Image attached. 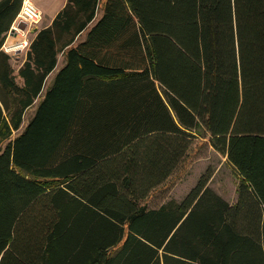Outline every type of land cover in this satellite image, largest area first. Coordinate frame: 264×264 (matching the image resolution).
<instances>
[{
  "label": "trees",
  "instance_id": "16d2710c",
  "mask_svg": "<svg viewBox=\"0 0 264 264\" xmlns=\"http://www.w3.org/2000/svg\"><path fill=\"white\" fill-rule=\"evenodd\" d=\"M22 1H0V264H264V0H68L18 85L3 46ZM198 139L239 175L236 203L202 176L150 208Z\"/></svg>",
  "mask_w": 264,
  "mask_h": 264
},
{
  "label": "rangeland",
  "instance_id": "374dc122",
  "mask_svg": "<svg viewBox=\"0 0 264 264\" xmlns=\"http://www.w3.org/2000/svg\"><path fill=\"white\" fill-rule=\"evenodd\" d=\"M100 11L101 8L99 9L98 16ZM42 19L37 25H35V27H30L29 24H22L21 32L14 30L15 33L21 35L23 42L26 41V47H29L31 42L32 29H36V27H42ZM98 19L99 18H97V20ZM14 27H17V25H14ZM3 49L5 48L3 47ZM19 62L11 60V65L13 68H17L19 66ZM15 75L17 84H21V81L17 77L16 73ZM43 97L44 92L35 101L33 106L24 113L21 127L18 131L13 133L9 140L5 141L1 145V150H3L10 141L14 140L15 137L23 132L29 121L34 116L38 104L43 99ZM202 176L209 177L208 187L211 188L217 195L222 197L230 205H234L236 203L240 177L232 165L227 161V159L214 151L204 139H198L193 142L184 162L178 167V169L171 175V177L163 186L157 188L149 196L145 203L150 208H157L170 200L180 202L185 198L190 190L195 187Z\"/></svg>",
  "mask_w": 264,
  "mask_h": 264
},
{
  "label": "crops",
  "instance_id": "0c3cea01",
  "mask_svg": "<svg viewBox=\"0 0 264 264\" xmlns=\"http://www.w3.org/2000/svg\"><path fill=\"white\" fill-rule=\"evenodd\" d=\"M2 1V0H0ZM39 9V11L42 13L43 15V19H42V27L41 28H37L34 30V28L31 31V41L34 39V37L36 36V34L44 28H48L52 25V22L54 21V19L56 18V16L58 15V13L67 5V1L68 0H31ZM99 12V10H98ZM98 12L96 15V20L97 18L100 19V17L102 16V10L99 13L98 16ZM35 27V26H32ZM11 32V31H10ZM7 36L6 42H5V47H12V51L7 52L10 56H12L11 60L12 61H17L19 62V66L17 68H13L15 73H18V70L20 69V67L23 65L24 61L26 60V53L28 51V47H22V48H17V46L19 44L23 43V38L21 37L20 34L15 33L14 31L10 33ZM15 36V37H14ZM86 37V33H83L75 42H82ZM12 39V40H11ZM11 40V41H10ZM8 44H10V46H8ZM66 65V59L64 56V52H60L57 56V64L55 69L47 76L45 82H44V86H43V90L41 92V94L45 92L51 87L56 75L58 74V72L60 70H62ZM13 67V66H12ZM20 79V78H19ZM17 81V79H16ZM21 84L22 85V80L20 79ZM47 87V88H46ZM46 88V89H45ZM45 90V91H44Z\"/></svg>",
  "mask_w": 264,
  "mask_h": 264
},
{
  "label": "built area",
  "instance_id": "2783aa9c",
  "mask_svg": "<svg viewBox=\"0 0 264 264\" xmlns=\"http://www.w3.org/2000/svg\"><path fill=\"white\" fill-rule=\"evenodd\" d=\"M42 19L41 12L37 7L33 4L31 0H23L19 13L15 20V29L17 31H22L19 29L20 24H29L30 27L37 25ZM22 44H19L17 48H22ZM12 47H5V51L9 52L12 51Z\"/></svg>",
  "mask_w": 264,
  "mask_h": 264
},
{
  "label": "bare ground",
  "instance_id": "6f19581e",
  "mask_svg": "<svg viewBox=\"0 0 264 264\" xmlns=\"http://www.w3.org/2000/svg\"><path fill=\"white\" fill-rule=\"evenodd\" d=\"M14 25H15V22L13 23L12 28H11V30H10L11 32H12L13 29L16 30L15 27H14ZM19 29L22 30V24L19 25ZM11 32H10V33H11ZM8 35H9V34H8ZM6 39H7V38H6ZM5 42H6V41H5ZM25 45H26V41L22 43V46H21V47H24ZM8 46H10V44H8ZM26 46H27V45H26ZM3 47L5 48V44H4ZM4 50H5V49H4ZM5 52H6V51H5ZM6 53H7V52H6Z\"/></svg>",
  "mask_w": 264,
  "mask_h": 264
},
{
  "label": "water",
  "instance_id": "95a60500",
  "mask_svg": "<svg viewBox=\"0 0 264 264\" xmlns=\"http://www.w3.org/2000/svg\"><path fill=\"white\" fill-rule=\"evenodd\" d=\"M35 30V29H34ZM14 31V29L12 30V32Z\"/></svg>",
  "mask_w": 264,
  "mask_h": 264
}]
</instances>
